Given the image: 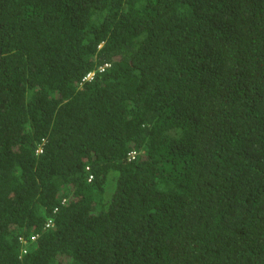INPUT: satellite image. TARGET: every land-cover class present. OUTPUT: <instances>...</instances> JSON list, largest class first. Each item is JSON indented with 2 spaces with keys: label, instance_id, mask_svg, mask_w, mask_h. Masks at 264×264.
Returning <instances> with one entry per match:
<instances>
[{
  "label": "trees",
  "instance_id": "16d2710c",
  "mask_svg": "<svg viewBox=\"0 0 264 264\" xmlns=\"http://www.w3.org/2000/svg\"><path fill=\"white\" fill-rule=\"evenodd\" d=\"M0 264H264V0H0Z\"/></svg>",
  "mask_w": 264,
  "mask_h": 264
},
{
  "label": "rangeland",
  "instance_id": "374dc122",
  "mask_svg": "<svg viewBox=\"0 0 264 264\" xmlns=\"http://www.w3.org/2000/svg\"><path fill=\"white\" fill-rule=\"evenodd\" d=\"M91 77H92V75L89 76V78H91ZM116 178H117V175L112 172V174L109 177L108 184H107V187H106L105 197L108 198V199H110L111 196L114 193V190H115V187H116Z\"/></svg>",
  "mask_w": 264,
  "mask_h": 264
},
{
  "label": "clouds",
  "instance_id": "9594fccd",
  "mask_svg": "<svg viewBox=\"0 0 264 264\" xmlns=\"http://www.w3.org/2000/svg\"><path fill=\"white\" fill-rule=\"evenodd\" d=\"M106 67H107V66H104V70H105ZM100 69H101V68H99V69L97 70V72H103V71H104V70L101 71ZM91 74H93V75H92V77H93L94 74H95V72L90 73V74L88 75V77H89ZM92 77H91V78H92ZM91 78H89V79H91Z\"/></svg>",
  "mask_w": 264,
  "mask_h": 264
},
{
  "label": "built area",
  "instance_id": "2783aa9c",
  "mask_svg": "<svg viewBox=\"0 0 264 264\" xmlns=\"http://www.w3.org/2000/svg\"><path fill=\"white\" fill-rule=\"evenodd\" d=\"M105 66H107V65H105ZM100 70L103 71L104 70V67H102ZM91 75H93V74H91ZM133 156H134V154H133Z\"/></svg>",
  "mask_w": 264,
  "mask_h": 264
}]
</instances>
